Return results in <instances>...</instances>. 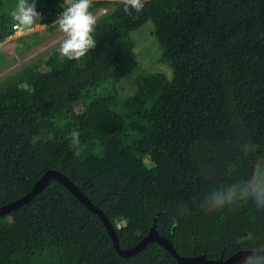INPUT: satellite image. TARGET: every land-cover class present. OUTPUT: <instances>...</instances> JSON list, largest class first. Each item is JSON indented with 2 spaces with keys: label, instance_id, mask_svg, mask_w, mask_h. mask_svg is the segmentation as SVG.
<instances>
[{
  "label": "trees",
  "instance_id": "obj_1",
  "mask_svg": "<svg viewBox=\"0 0 264 264\" xmlns=\"http://www.w3.org/2000/svg\"><path fill=\"white\" fill-rule=\"evenodd\" d=\"M67 2L36 0L41 21ZM17 3L0 0V41ZM112 4L85 57L62 58L58 44L0 80V207L58 170L107 214L122 249L152 226L185 256L264 246V210L251 200L214 213L199 206L264 167V0H145L131 16L120 0H92L90 11ZM149 21L146 72L131 34ZM0 264L179 263L158 241L121 255L100 217L51 178L0 215Z\"/></svg>",
  "mask_w": 264,
  "mask_h": 264
},
{
  "label": "clouds",
  "instance_id": "obj_2",
  "mask_svg": "<svg viewBox=\"0 0 264 264\" xmlns=\"http://www.w3.org/2000/svg\"><path fill=\"white\" fill-rule=\"evenodd\" d=\"M120 2L123 5V11L130 16L133 10L137 14L141 13L145 4V0H120ZM91 6L92 0H68L67 6L62 4L64 10L56 20L59 31L63 34L59 44V53L62 58L69 61H79L96 48L97 41L93 32L98 23V18L90 11ZM101 10H106V8ZM10 17L14 25L25 31L15 33L14 28H12L11 33L3 41H0L3 53H5V49L15 46L16 43L13 40L26 36V32L41 24L42 10L36 9V0H18L10 12ZM79 136L80 133L77 130H72L69 137L70 146L79 145ZM249 148L254 150L251 146ZM249 200L258 209L264 210V167L260 163L253 165L247 179L229 184L226 187L213 189L200 202L199 206L207 213H214L226 207L230 208L240 203H247ZM182 208L183 211L180 215L189 214L187 205H183ZM239 264H264V246L244 250V255L240 258Z\"/></svg>",
  "mask_w": 264,
  "mask_h": 264
},
{
  "label": "rangeland",
  "instance_id": "obj_3",
  "mask_svg": "<svg viewBox=\"0 0 264 264\" xmlns=\"http://www.w3.org/2000/svg\"><path fill=\"white\" fill-rule=\"evenodd\" d=\"M68 1V0H67ZM103 8L106 10H100L96 13V16L105 15L112 11L114 5H107ZM50 13L47 14V22L40 20V25L34 26L31 31L26 32V36H29V39L34 41L31 46H26L25 43V36L21 38H17L13 40L17 44L14 47L5 49V53L2 52L0 47V80L7 76L8 74L16 71L17 69L23 67L26 63L32 61L33 59L37 58L43 52L47 51L48 49H52L53 47L60 44L62 33L59 31V25L56 23L58 16L61 13H57L53 15V11L50 10ZM44 15H42V18ZM41 18V19H42ZM150 27H153L151 21L145 23L143 26L139 27L138 29L132 32V38L137 43V49L141 51L144 46H149L152 42V31ZM47 30V32H45ZM35 32H38V38L34 35ZM21 36V35H19ZM18 36V37H19ZM36 38V39H34ZM150 51L142 49V55L140 56L142 59V70L146 72L151 70L153 67L152 58L154 55H149ZM171 68V67H170ZM170 68L164 64V69L167 71L166 73L172 79V68ZM112 90V89H111ZM112 92V91H111Z\"/></svg>",
  "mask_w": 264,
  "mask_h": 264
},
{
  "label": "water",
  "instance_id": "obj_4",
  "mask_svg": "<svg viewBox=\"0 0 264 264\" xmlns=\"http://www.w3.org/2000/svg\"><path fill=\"white\" fill-rule=\"evenodd\" d=\"M51 178H56L57 180H59V182H61L68 190L76 195L77 198L82 203H84L87 208H89L93 213L97 214L100 217V219L106 226L110 236L112 237L117 251L121 255L130 256L136 254L137 252L141 251L149 241H158L176 257L179 264H239V260L244 255V250H246L241 249L230 256L228 259L220 258L217 260L208 258L206 254H199L196 256L181 255L176 250L173 242L169 238L161 235L156 226H152L149 234L145 236L137 245L128 249H122L120 247L116 228L110 222L107 214L98 205H96L75 182H73L66 174L61 173L58 170H48L36 182L34 188L29 193L13 202H10L8 205L0 207V215L28 202L38 191H40L48 184Z\"/></svg>",
  "mask_w": 264,
  "mask_h": 264
},
{
  "label": "built area",
  "instance_id": "obj_5",
  "mask_svg": "<svg viewBox=\"0 0 264 264\" xmlns=\"http://www.w3.org/2000/svg\"><path fill=\"white\" fill-rule=\"evenodd\" d=\"M37 11L41 13V11H39V10H37ZM13 28H14L15 33H23L25 31V30H22L21 28H19L16 25H14Z\"/></svg>",
  "mask_w": 264,
  "mask_h": 264
}]
</instances>
